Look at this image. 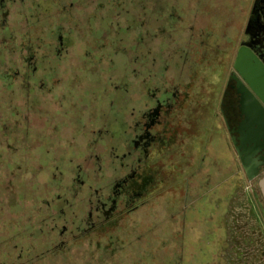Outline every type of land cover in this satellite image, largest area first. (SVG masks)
I'll return each mask as SVG.
<instances>
[{
    "label": "rangeland",
    "instance_id": "obj_1",
    "mask_svg": "<svg viewBox=\"0 0 264 264\" xmlns=\"http://www.w3.org/2000/svg\"><path fill=\"white\" fill-rule=\"evenodd\" d=\"M129 2H4L0 26L13 36L0 43L13 48L12 59L9 53L3 59L14 67L0 80V264H264V202L246 181L216 114L250 0ZM60 35L65 51L58 59ZM31 56L39 65L34 81L27 79ZM114 84L126 87L115 97L127 115L145 103L147 88L180 91L162 148L138 183L147 191L144 205L70 239L66 248L35 242L45 182L63 191L72 177L67 169L76 166L62 164L58 182L53 176L60 169L50 161L65 163L82 149V129L91 133L92 115L104 125ZM206 143L220 150L207 153ZM209 154L214 163L221 159L223 173L215 175L224 176L223 183L186 207L185 179ZM57 222L61 228L64 221ZM30 241L34 258L26 262L20 244Z\"/></svg>",
    "mask_w": 264,
    "mask_h": 264
},
{
    "label": "flooded vegetation",
    "instance_id": "obj_2",
    "mask_svg": "<svg viewBox=\"0 0 264 264\" xmlns=\"http://www.w3.org/2000/svg\"><path fill=\"white\" fill-rule=\"evenodd\" d=\"M4 2L5 0H0V11L5 7ZM1 15L2 12L0 18ZM58 39L59 47L53 56L59 59L65 48L63 47V37L60 35ZM240 47L251 50L264 64V0H250L238 37L236 53ZM33 58V56L30 57L31 73L27 78L32 81L37 78L36 72L39 66ZM232 65L221 91L219 110L216 113L223 121L229 139L233 135L237 136L236 133L230 131L237 126L241 119L238 95L235 91L236 80L233 78L236 72ZM14 74L17 76V71ZM28 83L30 84L31 81ZM123 84L113 85L114 96L109 99L112 111L111 115H106L104 125L99 127L98 119L95 118L97 116L92 115L91 121H89L93 126L91 133L82 129L83 142L79 145L82 149L75 156L69 159L65 158V163L55 158L50 161V163H55L54 167L60 169L58 170L60 176H57L58 182L62 180V164L68 166L76 164V166L73 170L67 169L72 177L63 191L59 192L60 184L52 185L50 179L45 182L44 196L39 198V203L42 206L37 212V216L40 217L36 220L37 225L39 224L38 230L41 233V239L38 237L35 242L39 243V240L45 239L47 243H55L53 248H66L70 239H76L97 229L120 212L124 211L127 217L144 205L143 200L147 191L143 184L138 185V183L143 180L151 168L154 153L162 148L161 141L166 136L164 131L180 103V91L177 86L169 89L158 84L152 89L147 88L145 94L141 96V101L145 103L139 105L138 110L135 108L130 110V114L127 115V106H123L115 97L121 92L124 93L126 87ZM232 150L234 151L233 147ZM204 151L207 152V150ZM234 154L236 155L235 151ZM211 156L209 154L207 159L203 155L198 168L185 179L183 201L186 207H190L203 196L210 195L214 188L223 183L224 176L216 180L215 175L216 172L223 173L221 159L218 158L214 163L210 160ZM73 157L76 159L75 161ZM156 168L158 169L157 166ZM205 171L208 172L205 174ZM148 177L153 178L155 182H160L162 179L155 174ZM53 179L56 177L53 176ZM246 181L255 187L264 202L258 186V179L252 181L246 179ZM28 212L26 214L30 216ZM57 220L64 221L61 228H58ZM30 221L32 220L28 217L25 227L32 238ZM44 227L47 228L45 234H43ZM55 233H58V240L52 239V234ZM20 246L21 252L28 253V258L24 259L26 262L34 258L31 256L33 242L31 244L30 241L28 245L20 244ZM13 247L16 248L17 245ZM21 252L18 256L19 260L22 259ZM0 263H2V259Z\"/></svg>",
    "mask_w": 264,
    "mask_h": 264
},
{
    "label": "water",
    "instance_id": "obj_3",
    "mask_svg": "<svg viewBox=\"0 0 264 264\" xmlns=\"http://www.w3.org/2000/svg\"><path fill=\"white\" fill-rule=\"evenodd\" d=\"M232 68L241 119L230 131L237 134L230 141L246 179H258L264 198V64L251 50L240 47Z\"/></svg>",
    "mask_w": 264,
    "mask_h": 264
},
{
    "label": "trees",
    "instance_id": "obj_4",
    "mask_svg": "<svg viewBox=\"0 0 264 264\" xmlns=\"http://www.w3.org/2000/svg\"><path fill=\"white\" fill-rule=\"evenodd\" d=\"M119 1H120V4L122 5H125L126 7H129V6H131V4H130V2H129V0H110V4H114L115 2H117V3H119ZM133 5V4H132ZM66 6H68V7H70V3H67V5ZM124 8V7H123ZM120 10H122V9H120ZM125 11H126V9H125ZM133 18L134 17H137V14H133V16H132ZM1 24V23H0ZM3 25V24H2ZM0 26V41L2 40V38H4V39H8V40H11V37L13 36V31L12 30H5V31H7V33H5V31H2L3 29V26ZM5 25V24H4ZM5 27V26H4ZM4 44L1 42L0 43V80H3V81H5L6 79H5V77H7L6 75H7V73L8 72H11L12 73V71H13V65H11L9 62H7V61H5L3 58H4V55H6L7 53H9V55L11 56V59H12V53H13V48H11L12 49V52L10 51L9 52V50L8 49H10V48H8L7 46H3ZM29 51H30V48H29ZM31 51H32V49H31ZM7 56V55H6ZM5 56V57H6ZM11 66H12V69H9V68H11ZM10 73V74H11ZM13 74V73H12ZM14 77V76H13ZM15 78H17L16 77V75H15V77H14V79ZM10 81V80H9ZM11 82V81H10ZM14 83V81H12V84ZM9 85V84H8ZM11 95H13L12 93H11ZM33 96V95H32ZM32 98H34V96L32 97ZM7 103V102H6ZM54 177H57L56 176V174L54 175Z\"/></svg>",
    "mask_w": 264,
    "mask_h": 264
},
{
    "label": "crops",
    "instance_id": "obj_5",
    "mask_svg": "<svg viewBox=\"0 0 264 264\" xmlns=\"http://www.w3.org/2000/svg\"><path fill=\"white\" fill-rule=\"evenodd\" d=\"M209 141V140H208ZM214 144H210V143H206L205 144V148H204V150H207V152H212L213 154L215 153V151L214 150H216V148H217V150L219 151L220 149V147L219 146H213ZM201 202H203V201H201ZM201 202H199V203H201ZM197 203V202H196ZM192 208H194V206L192 207ZM193 210V209H192Z\"/></svg>",
    "mask_w": 264,
    "mask_h": 264
},
{
    "label": "bare ground",
    "instance_id": "obj_6",
    "mask_svg": "<svg viewBox=\"0 0 264 264\" xmlns=\"http://www.w3.org/2000/svg\"><path fill=\"white\" fill-rule=\"evenodd\" d=\"M202 205H203V203H202Z\"/></svg>",
    "mask_w": 264,
    "mask_h": 264
}]
</instances>
